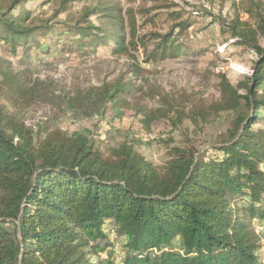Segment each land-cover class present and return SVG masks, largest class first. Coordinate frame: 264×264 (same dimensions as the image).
Listing matches in <instances>:
<instances>
[{
	"label": "trees",
	"instance_id": "trees-1",
	"mask_svg": "<svg viewBox=\"0 0 264 264\" xmlns=\"http://www.w3.org/2000/svg\"><path fill=\"white\" fill-rule=\"evenodd\" d=\"M6 1L0 43L12 52L49 34V44L67 35L70 47L113 39L111 52L129 56L130 49L146 50L150 43L147 58L162 60L180 50L175 42L195 15H206L152 0L127 10L126 41L119 7L110 0L86 8L77 24L60 26L39 23L31 11L38 0ZM70 1L63 0V10ZM242 9L254 26L236 16L228 28L236 44L256 53L253 73L236 85L222 78L221 100L192 114L203 119L223 109L236 114L225 139L210 153L172 147L159 169L132 143L103 153L81 132L34 131L0 106V264H115L114 250L108 249L111 232L120 239L121 264H261L256 253L264 249V233L261 237L249 223L254 218L264 222V129L258 127L264 124V46L258 39L264 36V5L249 0ZM135 14L153 23L163 14L171 20L169 31L139 33ZM90 16L103 23L96 26ZM9 84L21 90L18 80ZM130 90L128 83L117 82L74 94H45L80 115L108 109L118 115ZM37 91L33 85L29 95L42 92ZM166 116L156 109L144 122ZM104 251L108 256L99 259Z\"/></svg>",
	"mask_w": 264,
	"mask_h": 264
},
{
	"label": "rangeland",
	"instance_id": "rangeland-1",
	"mask_svg": "<svg viewBox=\"0 0 264 264\" xmlns=\"http://www.w3.org/2000/svg\"><path fill=\"white\" fill-rule=\"evenodd\" d=\"M38 1L37 5L31 6L33 15H37L41 21L39 23L47 22L54 26L77 24L83 11L98 2L71 0L68 9L63 10L62 7L66 5L63 0ZM167 1L175 3L174 9L177 11L186 14L200 11L206 15H195L188 31L175 42L181 44L180 50L162 60L147 58V53L153 47L150 43L146 50L142 47L130 49L129 54L133 58L128 54H114L111 52L113 39L104 40L106 44H101L99 40L97 45L90 47H70L68 40H65L67 35L49 44L50 35L46 34L35 36L26 46H17L15 52L0 43V106L3 111L34 131L59 129L67 133L81 132L103 153L122 142L132 143L145 160L159 169L168 159L172 147L210 153L211 146L225 139L226 131L231 127L236 114L231 109L210 111L208 119L192 114L221 100L219 85L222 78L236 85L239 80L253 73L256 53L236 44L228 28L236 16L241 22L254 26L253 20L242 9L249 0ZM252 1L264 5V0ZM110 2L119 7L126 41L127 10L153 3L152 0ZM7 5L6 0H0V15L5 12ZM135 19L139 33L150 30L165 33L171 25V20L166 21L163 14L154 23L138 14H135ZM88 20L96 26L103 23L98 16H90ZM85 23L81 21L80 25ZM98 35L101 37L103 34ZM258 39L260 45L264 46V36ZM45 45L48 48H44ZM131 64V68H136L134 72L129 71ZM12 79L21 82L20 91L11 88L9 81ZM117 82L128 83L131 89L129 94L123 95L127 104L119 110L118 115L111 109L104 113L80 115L65 109L58 98L45 94H74L78 89L85 91L89 87ZM33 85L39 89L37 92H42L30 96ZM23 90L25 93L21 94ZM243 93L239 91V94ZM156 109L163 110L167 116L146 125L144 117ZM258 127L264 129V124H258ZM144 133H150L151 137H141ZM107 228L106 225L104 232ZM249 229L262 237L264 222L258 223L257 218L251 219ZM108 234L109 243L120 244V239L114 233ZM256 254L261 263L264 249ZM107 256L108 251L101 252L99 259H106ZM113 258H110L111 261ZM114 263L121 264L120 261Z\"/></svg>",
	"mask_w": 264,
	"mask_h": 264
},
{
	"label": "built area",
	"instance_id": "built-area-1",
	"mask_svg": "<svg viewBox=\"0 0 264 264\" xmlns=\"http://www.w3.org/2000/svg\"><path fill=\"white\" fill-rule=\"evenodd\" d=\"M140 136L143 137V138H148V137H151V134L150 133H144V134H142ZM111 233H113V232H111ZM119 248H120V244H118L116 242H113L112 249L115 252V255H113V256H114V260H115L116 263L119 262V261H121V255H120ZM261 264H264V258L261 259Z\"/></svg>",
	"mask_w": 264,
	"mask_h": 264
}]
</instances>
